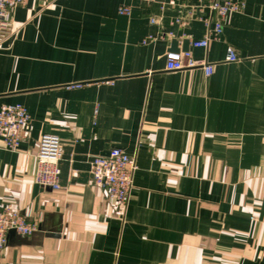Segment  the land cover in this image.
<instances>
[{
  "label": "crops",
  "instance_id": "1",
  "mask_svg": "<svg viewBox=\"0 0 264 264\" xmlns=\"http://www.w3.org/2000/svg\"><path fill=\"white\" fill-rule=\"evenodd\" d=\"M210 1L15 10L0 39V105H24L31 122L16 151L0 138V209L37 231L9 239L0 264H264V0H241L219 40L192 48ZM186 42L211 76L167 70ZM46 133L62 141L58 190L36 181ZM115 148L137 165L125 214L91 175V158Z\"/></svg>",
  "mask_w": 264,
  "mask_h": 264
},
{
  "label": "built area",
  "instance_id": "2",
  "mask_svg": "<svg viewBox=\"0 0 264 264\" xmlns=\"http://www.w3.org/2000/svg\"><path fill=\"white\" fill-rule=\"evenodd\" d=\"M30 1L42 0H0V39L4 38L13 27V14L18 7ZM154 2L155 0H142ZM245 4L241 0H211L206 6L210 16L205 18L208 34L199 40H191L192 48L208 49L212 40H219L229 15L239 13ZM121 14H130L127 7L119 9ZM157 24V18L150 19ZM152 39V37H150ZM146 42V41H145ZM144 42V43H145ZM228 60H239L233 48L228 50ZM203 67L206 76L213 74V65L194 59L190 50L169 52L166 68L168 71H180ZM98 110H96V114ZM31 122L28 109L22 104L0 105V138L7 150L16 151L26 137ZM62 141L58 135L43 134L38 147L37 160L39 168L36 181L43 188L58 190L60 186V163L62 161ZM93 183L97 188L107 192L109 200L115 202L123 214L129 207L134 188V176L137 170L135 158L121 149H112L107 155L95 156L90 160ZM15 231L20 237H30L37 231V226L28 222L18 211L9 207L0 209V253L7 246L9 233Z\"/></svg>",
  "mask_w": 264,
  "mask_h": 264
},
{
  "label": "water",
  "instance_id": "3",
  "mask_svg": "<svg viewBox=\"0 0 264 264\" xmlns=\"http://www.w3.org/2000/svg\"><path fill=\"white\" fill-rule=\"evenodd\" d=\"M177 46V42H174L173 43V48H175ZM184 51H187L188 50V43L186 42L185 43V46H184ZM16 236V232L15 231H11L10 233H9V239H11V238H14Z\"/></svg>",
  "mask_w": 264,
  "mask_h": 264
}]
</instances>
